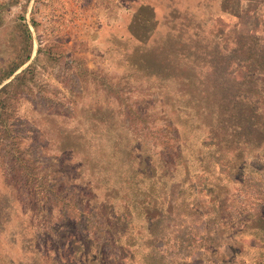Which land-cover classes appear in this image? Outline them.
<instances>
[{
  "label": "rangeland",
  "instance_id": "rangeland-1",
  "mask_svg": "<svg viewBox=\"0 0 264 264\" xmlns=\"http://www.w3.org/2000/svg\"><path fill=\"white\" fill-rule=\"evenodd\" d=\"M242 4L250 3L0 0V264H56L62 258L65 264H147L145 244L152 260L163 264H264L263 233L227 240L215 230L232 228L234 234L237 222L256 210L264 226V150L247 152L223 199L213 205L205 200L194 216L181 209L182 216L167 220L160 232L161 226L151 230V221L136 214L128 224L118 219L120 209L111 216L80 189L104 174L108 183H118L114 137L128 127L151 142L155 164L173 168L174 180L184 166H200L207 150L198 146L208 141L198 119L179 112L180 103L165 96L153 76L163 78L160 60L181 52L175 42L196 28L224 34L242 16ZM64 122L67 130L86 135L91 145L85 156L57 153L53 138ZM209 177L200 186L207 192L215 184ZM184 186L189 203L194 195ZM80 199L86 207L74 205ZM207 212H217L210 232L201 216ZM183 226L191 234L181 235ZM73 236L83 241L77 246ZM250 236L257 239L252 246L239 243ZM219 237L221 255L199 249L211 250L209 242ZM189 242L196 258L181 261L180 244ZM76 247L83 256L75 254Z\"/></svg>",
  "mask_w": 264,
  "mask_h": 264
},
{
  "label": "trees",
  "instance_id": "trees-1",
  "mask_svg": "<svg viewBox=\"0 0 264 264\" xmlns=\"http://www.w3.org/2000/svg\"><path fill=\"white\" fill-rule=\"evenodd\" d=\"M249 3L242 4L238 10L245 17H238L233 25H227L224 34L201 28L190 30L187 37L174 43V48H179L181 52L175 55L169 52L160 60L164 77L153 76L158 81L160 91L180 103L177 106L179 112L188 119L193 116L198 119V126L208 141L203 140L201 146H198L200 152L207 150V156L201 159L200 166L194 170L190 165L184 166L183 173L174 180L171 176L173 168L163 167V162L155 164L158 155L148 146L151 142L129 131V127L124 128V133L115 134L113 144L121 160L115 167L119 169L118 183H108V176L104 174L103 177L96 176L91 188L85 189L83 184L84 189L80 188L88 200L93 199V205H98L102 211H110L111 216L120 209L118 219H126L127 224L134 214L142 216L146 221H151V230L161 226L158 228L160 232L167 225V220L182 216L179 214L181 209H189L194 216L199 212L197 205L203 209L205 200L213 205L223 199L229 190L227 183L236 176V167L247 157V152L252 149L264 150V0H249ZM192 112L194 115H191ZM62 126V131L53 138L57 153L85 156L84 150L91 145L86 135L79 128L67 130L65 122ZM169 127L174 126L170 124ZM130 133L135 136L130 138ZM131 139H135L133 145L129 144ZM122 140L124 143L120 144ZM138 153L144 154L137 161ZM212 163L215 165L213 168L210 167ZM164 176L166 179H163ZM209 176H212L215 184L207 192L200 186ZM185 183L194 195L189 203L184 197L187 190ZM40 189L44 191L43 187ZM100 192L102 197L98 195ZM87 204L86 200L80 199L74 205L81 208ZM259 215L261 213L256 210L242 221L239 220L237 227L240 230L234 234L225 223L223 225L228 228L226 233L225 229L219 227H215V230L220 237L227 236V240L249 231L263 233L264 236V226L260 223ZM201 216L210 232V219L215 220L217 212H207ZM180 232L181 235L191 234L186 226ZM75 236L74 243L78 242V246L83 239ZM220 237L209 242L212 252L206 248L199 249L209 253L215 251L221 255L217 251ZM255 240V236L243 237L239 243L252 246ZM189 245L190 242L180 244L185 254L179 260L196 258L192 250L194 247ZM149 246L145 244L147 250H142L143 258L151 259L147 264H163L161 260H152ZM154 249H158V245ZM74 252L77 256H83L79 247ZM56 261V264H65L67 260L62 258Z\"/></svg>",
  "mask_w": 264,
  "mask_h": 264
}]
</instances>
